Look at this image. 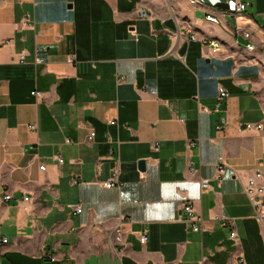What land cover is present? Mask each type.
I'll use <instances>...</instances> for the list:
<instances>
[{"label":"crops","instance_id":"obj_1","mask_svg":"<svg viewBox=\"0 0 264 264\" xmlns=\"http://www.w3.org/2000/svg\"><path fill=\"white\" fill-rule=\"evenodd\" d=\"M258 171L264 0H0V264H264Z\"/></svg>","mask_w":264,"mask_h":264},{"label":"built area","instance_id":"obj_2","mask_svg":"<svg viewBox=\"0 0 264 264\" xmlns=\"http://www.w3.org/2000/svg\"><path fill=\"white\" fill-rule=\"evenodd\" d=\"M249 4L247 3H240L236 9L235 14L238 16V19L243 20L245 17V11L248 9ZM140 15L141 18L143 19H150L151 15L145 10V9H141L140 10ZM26 23L30 26H35V23L32 22L30 19L26 20ZM245 23V22H243ZM238 25V33H241L242 35H244L247 39L251 40V35H248V30H246V28L242 25H240V22L237 23ZM250 47L252 48H256V45L254 43H249L248 44ZM213 49L215 51H219L220 49H218L216 44H212ZM25 55L22 54L21 55V62L24 61ZM122 80V79H121ZM33 95H39V93L34 92ZM229 95L228 91L221 86L219 88V97L218 100L219 102H221L222 100H224L225 98H227ZM204 111H208L207 108H203ZM217 111H219V107L217 108ZM35 126H33L32 128H34ZM247 127L250 129L253 128H258L261 129L262 128V124H247ZM96 133L95 132H91V134L89 135V140L92 141L95 138ZM68 142H71L70 139L67 140ZM159 146L156 147V149H158ZM56 159L58 160L59 163H63L64 159L62 158V156L60 154L56 155ZM218 165V177L222 176L225 171L226 168L228 166L227 162L225 161L224 157H220L219 161L217 163ZM46 164H42L41 165V169H45ZM119 170L116 169L111 178L104 182L103 185L106 187H113L115 185H119L120 184V179H119ZM210 187V182L209 180H203L202 181V188L206 189ZM244 191L248 194L253 206L255 207L256 210V218L259 220V222L264 225V174L261 171L256 172L254 175H252L248 182L244 185ZM12 198L11 194H6L5 195V200H10ZM25 202H30L31 198L29 196L25 197ZM184 211L186 213V218L184 219L187 222H192L193 223V229L195 231H199L201 229V223L203 222L202 217L199 216L196 212L195 209L193 207V205L190 202H185L184 203ZM83 212V208L81 206H73V213L74 214H79ZM230 225L232 227H234L235 223L233 220L229 221ZM231 238L233 240H235L236 243L239 244L238 241V234L237 231L235 230V228L232 229L231 231ZM141 241L143 243L147 242V235H143L141 238ZM9 242V239L2 233L1 231V226H0V250L1 248L7 244ZM242 261L243 258H242Z\"/></svg>","mask_w":264,"mask_h":264},{"label":"bare ground","instance_id":"obj_3","mask_svg":"<svg viewBox=\"0 0 264 264\" xmlns=\"http://www.w3.org/2000/svg\"><path fill=\"white\" fill-rule=\"evenodd\" d=\"M209 19L210 20H213V21H217V19L214 17V16H209ZM248 35H251V41H252V33L250 31H248ZM212 44H216L218 49L221 48V45L218 43V42H212ZM247 48L252 51L254 50V48L250 47L249 45H247Z\"/></svg>","mask_w":264,"mask_h":264},{"label":"water","instance_id":"obj_4","mask_svg":"<svg viewBox=\"0 0 264 264\" xmlns=\"http://www.w3.org/2000/svg\"><path fill=\"white\" fill-rule=\"evenodd\" d=\"M139 164H140V168H141V170H145L146 169V164H147V162L145 161V160H141L140 162H139Z\"/></svg>","mask_w":264,"mask_h":264}]
</instances>
